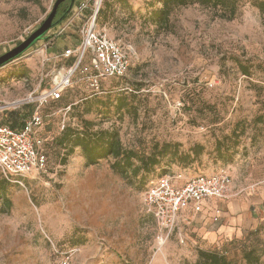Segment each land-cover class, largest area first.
Returning a JSON list of instances; mask_svg holds the SVG:
<instances>
[{
	"label": "rangeland",
	"instance_id": "rangeland-1",
	"mask_svg": "<svg viewBox=\"0 0 264 264\" xmlns=\"http://www.w3.org/2000/svg\"><path fill=\"white\" fill-rule=\"evenodd\" d=\"M56 1L0 0V57L37 31ZM256 1L264 2L241 0L231 21L200 5L177 8L170 28L158 29L149 20L161 7L155 0H104L100 27L130 50L133 67L124 79L104 81L101 93L82 81L64 101L44 108L45 173L18 184L0 171V264H55V248L69 253L72 264H198L201 250L226 254L235 264H248L243 251H252L256 264H264V14ZM40 42L0 69V125L23 110L25 118L31 106L13 104L63 64ZM84 121L94 131L116 133L141 156L166 144H180L179 154L127 178L112 169L111 157L87 166L77 149L65 158L57 139L66 127L83 130ZM196 145L204 154L181 165V155ZM219 172L233 178L251 227L243 221L242 236L206 240L196 226L184 225L182 237L175 232L162 241L166 234L143 205L147 180Z\"/></svg>",
	"mask_w": 264,
	"mask_h": 264
},
{
	"label": "built area",
	"instance_id": "built-area-1",
	"mask_svg": "<svg viewBox=\"0 0 264 264\" xmlns=\"http://www.w3.org/2000/svg\"><path fill=\"white\" fill-rule=\"evenodd\" d=\"M103 2H78L43 40L48 49L57 39L73 32L79 36L80 43L74 49H67L52 57L63 64L44 75L38 89L23 101L13 104L18 110L31 106L32 113L17 123L0 125V171L7 181L22 184L20 180L47 171L48 158L43 150L45 141L39 135L48 117L44 115V108L62 100L76 83L83 81L94 92L101 93L104 81L124 79L130 73L133 67L130 50L112 39L106 28L98 25V14ZM89 9L90 15L81 22L82 15ZM233 186V178L225 172L189 179H184L182 175L164 176L147 187L143 205L148 214L155 218L159 229L166 234L162 237L165 242L175 232L182 237L181 229L188 222V210L201 214L203 203L207 200H230ZM54 250L57 258L55 264H72L69 253H61L56 248Z\"/></svg>",
	"mask_w": 264,
	"mask_h": 264
},
{
	"label": "trees",
	"instance_id": "trees-1",
	"mask_svg": "<svg viewBox=\"0 0 264 264\" xmlns=\"http://www.w3.org/2000/svg\"><path fill=\"white\" fill-rule=\"evenodd\" d=\"M35 4H40L41 0H27ZM161 4V7L154 10L149 20L153 25L157 26L158 29L170 28L171 15L177 8L189 7L192 5H200L204 8L213 9L216 11L221 19L234 20L240 10L241 0H155ZM254 6L264 14V2L256 1ZM65 3L59 8V12L56 20L60 19L68 10L64 8ZM105 11L101 8L98 14V25L100 27V19L103 17ZM244 75L249 76L250 71L247 67H241ZM116 80V79H115ZM74 91V87L68 90L63 96L62 100L58 102H53L52 104H57L64 101L67 97L71 96ZM33 108H29L27 116L30 115ZM24 110L20 114H13L11 122L17 123L24 116ZM88 113V112H87ZM86 122V121H84ZM44 144V152L46 153V143ZM56 146L58 148H63L66 151V157L68 158L77 149H80L86 158L87 166H96L101 160L108 158H113L114 163L112 169L120 176L127 178L130 174H137L141 171L146 173H151L155 167L160 165V159L165 158L169 154L177 156L179 154L180 144H166L161 148L160 153L151 156H141L139 153L126 150L119 138V136L110 131H94L92 125L86 122V128L83 130L78 128L66 127L61 134V136L56 141ZM174 149V151H173ZM191 153L182 154L180 157V164L186 165L190 162L192 155L195 158H200L205 152V148L201 145H196L191 150ZM64 165L67 164V159H65ZM49 165V161H48ZM164 176L151 177L147 180L145 185V191L147 187L155 180L162 178ZM8 203V211L11 209V201L6 199ZM235 244V243H233ZM243 260L248 264H256L259 262L258 257L252 251H243ZM198 264H235V261L226 254H221L216 251H199L198 253Z\"/></svg>",
	"mask_w": 264,
	"mask_h": 264
},
{
	"label": "crops",
	"instance_id": "crops-1",
	"mask_svg": "<svg viewBox=\"0 0 264 264\" xmlns=\"http://www.w3.org/2000/svg\"><path fill=\"white\" fill-rule=\"evenodd\" d=\"M78 2L81 1L79 0ZM90 13L91 11L89 9L86 14H83L81 22H83ZM42 43L43 41L40 42V44ZM79 43V36L71 32L67 36L57 39L46 52L51 51L52 54L63 53L67 49H74ZM237 198L238 194H234L233 192V197L227 201H205L201 214H195L192 210L187 211L186 215L188 217V222L184 225L190 228L196 226L198 230H200L199 232L202 237L206 240H217L219 237L238 238L242 236L246 228L242 227V222L245 221V226L251 227L253 221L246 212L248 209L247 205L242 204ZM253 214L254 211L252 212V217H254ZM216 219H219V221L216 222ZM239 226H241V228Z\"/></svg>",
	"mask_w": 264,
	"mask_h": 264
},
{
	"label": "water",
	"instance_id": "water-1",
	"mask_svg": "<svg viewBox=\"0 0 264 264\" xmlns=\"http://www.w3.org/2000/svg\"><path fill=\"white\" fill-rule=\"evenodd\" d=\"M70 1V7L67 12L61 17L58 21L55 22L59 8L65 2ZM75 5V0H57L54 8L47 18V20L43 23V25L35 31L28 39H26L23 43H21L18 47L6 53L5 55L0 57V69L7 66L8 64L14 62L22 58V56L31 48H33L36 44L42 41L47 34L56 26H58L71 12Z\"/></svg>",
	"mask_w": 264,
	"mask_h": 264
}]
</instances>
